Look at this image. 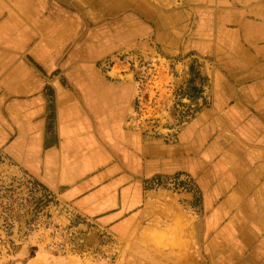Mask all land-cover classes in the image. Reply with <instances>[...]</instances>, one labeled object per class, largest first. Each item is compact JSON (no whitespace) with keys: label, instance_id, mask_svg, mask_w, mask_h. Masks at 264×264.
Instances as JSON below:
<instances>
[{"label":"rangeland","instance_id":"1","mask_svg":"<svg viewBox=\"0 0 264 264\" xmlns=\"http://www.w3.org/2000/svg\"><path fill=\"white\" fill-rule=\"evenodd\" d=\"M64 1L107 29L103 71L135 86L128 125L170 165L111 228L0 154V264H264V0Z\"/></svg>","mask_w":264,"mask_h":264},{"label":"crops","instance_id":"2","mask_svg":"<svg viewBox=\"0 0 264 264\" xmlns=\"http://www.w3.org/2000/svg\"><path fill=\"white\" fill-rule=\"evenodd\" d=\"M106 33L64 0H0V154L77 214L112 228L126 223L144 182L171 155L129 127L135 86L103 71ZM242 209L248 228L255 211ZM214 237L210 251L219 248ZM255 238L247 229L242 240Z\"/></svg>","mask_w":264,"mask_h":264}]
</instances>
